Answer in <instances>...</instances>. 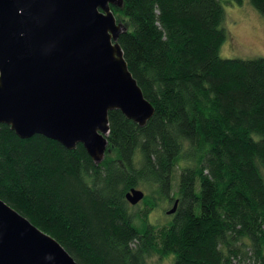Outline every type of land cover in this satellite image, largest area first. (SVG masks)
I'll use <instances>...</instances> for the list:
<instances>
[{"label": "trees", "instance_id": "16d2710c", "mask_svg": "<svg viewBox=\"0 0 264 264\" xmlns=\"http://www.w3.org/2000/svg\"><path fill=\"white\" fill-rule=\"evenodd\" d=\"M249 2L264 18V0ZM111 10L152 116L138 125L109 110L97 163L81 143L22 139L0 124V198L78 264H146L153 253L171 264H264V59L220 56V0H122ZM181 158L192 163L173 186ZM131 187L144 189V212L126 201ZM175 199L167 224L148 222Z\"/></svg>", "mask_w": 264, "mask_h": 264}, {"label": "water", "instance_id": "95a60500", "mask_svg": "<svg viewBox=\"0 0 264 264\" xmlns=\"http://www.w3.org/2000/svg\"><path fill=\"white\" fill-rule=\"evenodd\" d=\"M112 5L122 0H0V124L22 139L40 134L67 149L81 143L97 163L109 110L146 123L153 107L127 67L117 42L125 26ZM144 195L131 187L124 197L136 205ZM0 264L78 263L0 198Z\"/></svg>", "mask_w": 264, "mask_h": 264}, {"label": "rangeland", "instance_id": "374dc122", "mask_svg": "<svg viewBox=\"0 0 264 264\" xmlns=\"http://www.w3.org/2000/svg\"><path fill=\"white\" fill-rule=\"evenodd\" d=\"M223 7V18L220 27L225 31V38L220 46L219 54L225 58L249 59L262 57L264 59V18L256 10L249 0H243L241 4L229 0H220ZM187 158H181L175 167L173 174V186L177 181V175L181 167L191 164ZM264 177V169L261 168ZM144 191L143 188H140ZM175 190V188H174ZM171 203H159L147 213V220L156 227L167 224L170 214L166 210L171 207ZM133 211L140 209L144 212L142 200L131 205ZM141 218H136L135 223L140 225ZM245 248L244 251H247ZM251 255L248 250L247 256ZM173 255L160 257L158 254H151L146 257V264H171ZM233 264H251L247 258L237 257L233 259Z\"/></svg>", "mask_w": 264, "mask_h": 264}, {"label": "clouds", "instance_id": "9594fccd", "mask_svg": "<svg viewBox=\"0 0 264 264\" xmlns=\"http://www.w3.org/2000/svg\"><path fill=\"white\" fill-rule=\"evenodd\" d=\"M47 259H52V257L51 256H48V257H46Z\"/></svg>", "mask_w": 264, "mask_h": 264}]
</instances>
